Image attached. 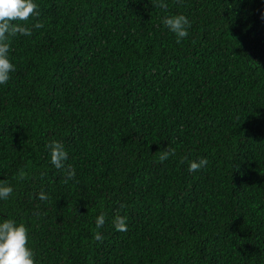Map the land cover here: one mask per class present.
I'll use <instances>...</instances> for the list:
<instances>
[{"label":"trees","instance_id":"1","mask_svg":"<svg viewBox=\"0 0 264 264\" xmlns=\"http://www.w3.org/2000/svg\"><path fill=\"white\" fill-rule=\"evenodd\" d=\"M32 2L0 84V223L25 226L35 264H264V0Z\"/></svg>","mask_w":264,"mask_h":264},{"label":"clouds","instance_id":"2","mask_svg":"<svg viewBox=\"0 0 264 264\" xmlns=\"http://www.w3.org/2000/svg\"><path fill=\"white\" fill-rule=\"evenodd\" d=\"M162 9H167V5L163 0L155 5ZM38 5L32 0H0V84H6L10 79V73L14 72L15 65L10 63L8 59L9 37L17 34L31 36L30 28L14 23L15 21H27L29 17H38L40 15ZM264 18V13H262ZM165 28L176 36V42L180 43L182 39L189 35L188 29L191 27V22L182 14L168 15L162 20ZM34 28H42L43 25L37 21ZM50 163L56 169H64V162L67 160V152L64 145L59 141H51L47 146ZM175 148L166 147L159 154V161L164 162L169 156H175ZM208 164L206 158H200L198 161H191L188 166L189 172L199 171ZM64 183L75 178V169L70 165L67 169ZM26 173L21 170L19 178L24 179ZM13 192V188L6 181L0 180V200H7ZM41 201H46L48 196L41 191L38 195ZM123 207V205H121ZM127 217L116 215L113 218V226L118 232L128 231L126 223ZM96 228H101L105 223L103 214L96 218ZM93 239L97 242H102L104 237L99 232L93 233ZM28 241L27 229L23 224L17 225L14 220L4 219L0 223V264H35L34 253L26 247Z\"/></svg>","mask_w":264,"mask_h":264}]
</instances>
